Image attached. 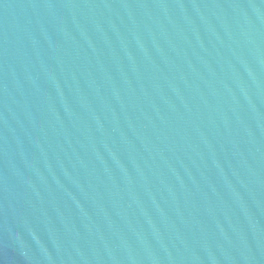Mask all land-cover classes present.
<instances>
[{"label":"water","instance_id":"obj_1","mask_svg":"<svg viewBox=\"0 0 264 264\" xmlns=\"http://www.w3.org/2000/svg\"><path fill=\"white\" fill-rule=\"evenodd\" d=\"M0 264H264V0H0Z\"/></svg>","mask_w":264,"mask_h":264}]
</instances>
